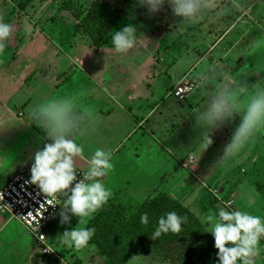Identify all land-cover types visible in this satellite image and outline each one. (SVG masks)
<instances>
[{
  "label": "crops",
  "instance_id": "crops-1",
  "mask_svg": "<svg viewBox=\"0 0 264 264\" xmlns=\"http://www.w3.org/2000/svg\"><path fill=\"white\" fill-rule=\"evenodd\" d=\"M231 2L216 10V16L206 11L201 21L170 40L165 48L169 56L166 59L156 57V67L143 76L141 91L131 80L122 86H131L132 90L117 86L119 91H112L104 82L98 81L89 69H79L81 61L66 53L65 57L70 58V63L78 69L75 70L76 79H71L69 71L66 72L68 66L58 65L60 61L54 60L59 47L53 44L49 57L38 59L51 47L45 40L46 35L36 32L30 23L24 22L25 17L12 15L7 23L13 25V35L4 53L0 54V190L12 177L28 168L35 151L46 142L42 130L30 119L31 109L47 100L71 97L80 110L91 113L88 127L76 136L77 142L84 146L85 155L90 157L97 147L113 153V168L103 178V183L114 196L119 185L131 182L135 187L151 188L152 194L166 193L199 218L209 212L215 213L218 207L224 206L223 202H232L233 209L264 218V198L257 189V183H264V130L258 131L253 141L237 156L222 160V149L238 123V119L234 120L215 131L216 143L196 158L192 155L196 148L192 134L194 114L214 93L215 82L209 83L204 94L197 89L198 93L178 105L170 99L171 91L182 80L198 83L201 75L208 74L217 66L229 71L236 80L246 82L249 94L256 85H264V71L261 72L256 63L264 55V0ZM2 4L0 18L4 19L11 15L12 4L8 5L5 1ZM233 24L235 28L228 31ZM174 30L172 28L171 32ZM18 41L20 45L16 47ZM79 44L86 51L87 44ZM105 48L111 49L112 46L109 43L98 50ZM12 50L15 51L14 61L3 62L1 58ZM84 50L80 49L78 56L83 55L84 58ZM49 58H52L50 64H55V71L43 73L40 70ZM49 77L52 92L47 87ZM193 99L196 101L193 102ZM246 100L247 96L241 98L242 105ZM178 112L184 114L180 117L181 122L172 125L178 119ZM176 128L187 129L190 137L186 136L184 142L177 144ZM156 132L166 135L164 141ZM144 133L149 136L147 142ZM21 138L23 142L19 143ZM187 144L189 154L180 158L176 152L186 149ZM147 146L153 149L149 156L140 151H146ZM4 154L14 157L9 165H6L7 157L3 158L4 161L1 158ZM120 154H123L122 158L113 162ZM167 155L172 156V161L167 160ZM77 167L85 169V161L77 159ZM139 180L154 181L140 183ZM193 197L195 202H206L207 206H192L188 202ZM214 200H217V209L212 206ZM76 219L73 217L69 225L76 227ZM48 245L53 254L44 256L36 240L19 222L0 216V264H79L83 256L81 250L64 246L60 249L49 242ZM258 248L255 264H264L261 241ZM89 263L92 264L91 258Z\"/></svg>",
  "mask_w": 264,
  "mask_h": 264
},
{
  "label": "clouds",
  "instance_id": "clouds-1",
  "mask_svg": "<svg viewBox=\"0 0 264 264\" xmlns=\"http://www.w3.org/2000/svg\"><path fill=\"white\" fill-rule=\"evenodd\" d=\"M150 14L161 11L167 3L171 13L182 23L198 20L212 5L210 0H136ZM233 24L228 31L235 28ZM13 35V25L0 18V54L4 53ZM138 35L134 24L129 23L111 36V46L116 53L126 54L137 46ZM215 82V91L201 109L194 114V128L198 135L192 155L202 154L213 145V134L226 124L238 119L229 141L224 145L220 159L237 156L248 146L260 130H264V85H256L249 94L248 84L236 80L229 71L219 66L201 75L197 88L207 90ZM247 96L242 105L241 98ZM113 99H115L113 97ZM30 119L42 130L43 146L32 156L30 178L27 183L35 185L49 204L60 205L59 223L69 225L73 217L86 224L108 203L113 193L103 183L113 168L110 150L97 147L90 157L85 155L83 144L76 136L86 129L91 113L80 110L75 100L63 97L37 104L30 111ZM77 159L86 163V168L77 167ZM51 198V199H48ZM44 207L43 204L40 205ZM231 202L200 217L201 223L209 225L207 233L217 249L216 264H255L259 255L258 245L264 239V218L241 209H231ZM141 224L149 223L148 214L140 217ZM186 216L170 211L160 216L152 232L155 240L168 233H180ZM95 235L91 227H72L57 239L59 245L81 250L89 247Z\"/></svg>",
  "mask_w": 264,
  "mask_h": 264
},
{
  "label": "rangeland",
  "instance_id": "rangeland-1",
  "mask_svg": "<svg viewBox=\"0 0 264 264\" xmlns=\"http://www.w3.org/2000/svg\"><path fill=\"white\" fill-rule=\"evenodd\" d=\"M3 1H5L6 4H12L10 5V8H12L14 12L11 13V15H19L20 17H25V19L23 20L24 22H26L27 24L30 23V25H32L36 29V32L42 34L44 33L46 35L47 39L45 40L47 44H49V46L52 47L54 44V46L57 45L59 47L60 50H57V52H55L57 56L54 58V60L60 61L57 62L58 65L63 64V66L65 65V67L68 66V70L66 72L69 71L68 73L71 79H76L75 77L77 72L75 70L78 71V69L77 67L72 65V63H70V58L65 57L66 53H71L70 55L72 57L78 58L79 62L81 61L80 63L82 65L81 67H79V69H89L90 72H93L94 77L98 81L100 80L101 82H104V85H107L112 91L115 92L119 91L118 89L120 87L123 89H131V86H122L123 83L130 80L135 81L137 88L141 91V85L143 84V76H145L149 70H152L156 67V57L160 59H166L169 56V52H166L165 48L170 43V40L175 39L176 37L181 35L183 31L186 30V28L193 26L196 22L202 20V17H200L198 20L192 23H182L179 21L178 18L172 15L170 6L166 3L161 9V11L155 13L160 14L162 16L161 21H159L158 23H154V17L152 16H155V14H150L146 8L139 6L136 0H0L1 6L3 5ZM210 3L212 7L208 10V12L211 13V16H213L214 14L216 16V10H220L222 6L226 7V5H230L232 2L231 0H210ZM93 11L96 13V16L98 18H107V20L112 26V34L114 31L120 30L122 27L126 26L129 23L134 24L137 28L138 35L137 46L134 49L129 50V52L126 54L116 53L113 48H105L104 50H97V52H95V50L91 51L88 48L89 46L87 45H85V51L84 48H82L79 44H87V42H85V39L83 37H80L79 35H74L76 33L81 34L82 32L78 28L79 25L76 26V22L80 24V22L84 18L90 16ZM145 20L152 21V23L144 22ZM172 28L175 30L171 32ZM19 45L20 42L18 41L16 47H19ZM41 46L42 44H40V47ZM51 47L48 48V52H43V54L38 59L49 57V54L52 52L51 49H53V47ZM80 49L84 50V58H82L83 55L81 57L78 56ZM61 50H64L65 52ZM5 54L6 55L1 58L3 59V62L11 63L12 61H14L13 57L15 55V51H8V53ZM47 62L48 63H45L40 71H42L43 73H48L51 71L54 72L55 70L53 69H55V64H50V62H52V58H49ZM38 63H40V61ZM256 63L258 67H260V71L263 72L264 55L263 57L260 56L257 59ZM71 68L73 69L72 71ZM124 72H126L125 75H123ZM37 74L39 75V73ZM101 75H103L102 79H100ZM164 77L166 76H163L162 78ZM50 82L51 79L49 77V84L47 85V87H49V91L52 92L53 90L50 89L53 88ZM117 86H119V88H117ZM200 91L202 92L201 89ZM198 92L199 91L196 90L191 96L188 97V99ZM45 94L47 95V92H45ZM170 99L171 101H175L177 103L176 105H178V100H175L174 97ZM192 101L194 102L196 100L193 99ZM184 104H186V102ZM178 109L181 110V108L179 107ZM177 115L179 120L177 119L173 121L172 125L173 123L180 124V117L184 114L182 115L178 112ZM167 125L169 127H173L170 124ZM147 127L148 126H146L145 130L147 129ZM158 134L159 132H156V135ZM192 134L196 139V136L198 135V130L195 129L194 126ZM144 135L146 137L145 141L147 142L149 136L146 133H144ZM175 135L176 143L178 144L184 142V138L186 136L190 137L191 133L187 129L176 128ZM158 136L162 139V141H164L166 135L163 134ZM215 139L216 136L215 134H213V140L216 143ZM22 142L23 138H21V142L19 143ZM215 149H217V147ZM184 150H187L188 152H184ZM140 151L145 153L146 156H149L152 154L153 149L147 146L146 151ZM176 153L180 158L185 157L189 154V145L187 144L186 149L179 150ZM122 156L123 154L118 155L113 162H118L122 158ZM5 157H7L5 154L1 156L3 161L5 160L3 159ZM194 157L198 158V154ZM166 158L168 161H172L171 155H167ZM13 159L14 157H7V160H5L6 165H9L10 161H13ZM132 164L133 163H129V165ZM139 181L141 183L142 181L153 182L154 180ZM117 182L119 184L121 183V181ZM123 185L124 186H118V190H116V195H113L112 198L109 199L108 203L104 206L114 204L115 206L120 205L124 206L127 209L129 208L133 210L137 209L145 202L151 201L152 197H154L151 192L152 189H148V187L146 186L135 187L132 186L133 184L131 182H127V184L125 183ZM194 197L196 198V195ZM194 197L188 202L192 206L196 208L207 206L206 202H202V204L195 202ZM78 219H76L77 228L86 225L79 223ZM72 227L74 226H62L59 223L58 217L55 223H53L51 227L49 226L46 231V237L48 242L51 243L53 247L60 248L61 245H59L57 242L58 237L62 235L65 230H70ZM81 251L83 256L79 261V264H88L89 259L91 258L92 260L93 255L97 258V246L90 242L89 247L81 249ZM261 255L264 256L263 253ZM95 260V264H108V262L99 258ZM168 263L169 262L163 258V253H161V251L152 253L144 251L141 255L128 262V264Z\"/></svg>",
  "mask_w": 264,
  "mask_h": 264
},
{
  "label": "trees",
  "instance_id": "trees-1",
  "mask_svg": "<svg viewBox=\"0 0 264 264\" xmlns=\"http://www.w3.org/2000/svg\"><path fill=\"white\" fill-rule=\"evenodd\" d=\"M13 12L12 10L10 13ZM11 16L2 20L7 22ZM152 17L154 23L162 19L160 14ZM144 22L152 23L149 20ZM78 25L82 35L77 34L85 39L92 50H98L110 43L112 26L107 18H98L93 11ZM257 185L258 191L264 198V183ZM153 196L151 201L133 210L114 204L103 206L89 220L87 227L95 229V235L90 243L97 246V258L105 260L108 264H128L144 251L148 253L161 251L168 264H216L218 250L213 246L212 235L207 233L208 225L201 223L196 214L166 193L155 192ZM212 204L215 206L217 200L212 201ZM215 208L217 209V206ZM170 211L187 217L181 232L168 233L155 240L151 239L159 217ZM144 213L148 214L147 225L140 222V217ZM97 258L92 256V264L96 263Z\"/></svg>",
  "mask_w": 264,
  "mask_h": 264
},
{
  "label": "built area",
  "instance_id": "built-area-1",
  "mask_svg": "<svg viewBox=\"0 0 264 264\" xmlns=\"http://www.w3.org/2000/svg\"><path fill=\"white\" fill-rule=\"evenodd\" d=\"M196 85L194 81L182 80L173 88L170 95L179 102H184L197 90ZM190 163H193V159H190ZM30 167L31 164L23 172L12 177L0 190V216L19 222L36 240L41 254L49 256L53 252L48 245L46 231L61 209L55 202L49 204L35 185L27 183L30 178ZM41 204L44 205L43 208L40 207ZM261 243L264 255V239Z\"/></svg>",
  "mask_w": 264,
  "mask_h": 264
}]
</instances>
